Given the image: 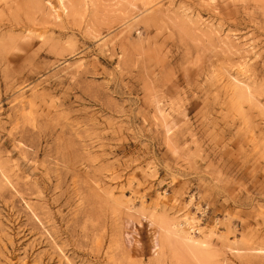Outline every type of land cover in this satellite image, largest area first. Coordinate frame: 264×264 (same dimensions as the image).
<instances>
[{
	"label": "rangeland",
	"instance_id": "1",
	"mask_svg": "<svg viewBox=\"0 0 264 264\" xmlns=\"http://www.w3.org/2000/svg\"><path fill=\"white\" fill-rule=\"evenodd\" d=\"M0 264H264V0H0Z\"/></svg>",
	"mask_w": 264,
	"mask_h": 264
}]
</instances>
